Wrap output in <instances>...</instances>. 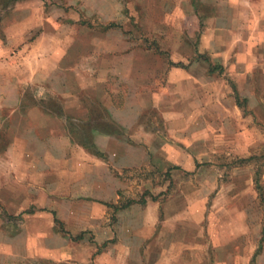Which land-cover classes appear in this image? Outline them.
Segmentation results:
<instances>
[{
  "label": "crops",
  "instance_id": "crops-1",
  "mask_svg": "<svg viewBox=\"0 0 264 264\" xmlns=\"http://www.w3.org/2000/svg\"><path fill=\"white\" fill-rule=\"evenodd\" d=\"M14 2L8 15L0 3V264H228L210 257L203 226L197 232L187 228L191 211L175 201L190 194L126 207L121 175L151 157L162 170L173 164L186 168L192 154L220 151L223 137L238 153L258 150L257 120L238 112L229 85L211 71L210 58L238 73L231 76L235 82L264 68V0H153L161 20L170 21L161 40L172 62L198 56L185 67L171 64L163 93L144 91L146 72L158 68L145 70L136 58L149 48L140 44L138 55L127 41L125 50L99 36L91 52L81 48V15L100 13L110 20L109 10L124 7V0ZM47 2L62 18L52 17ZM139 2L149 9V0ZM162 24L150 29L158 33ZM91 57L89 67L84 60ZM184 88L190 90L186 95ZM194 102L202 113L182 107ZM151 110L159 111L168 135L146 123ZM212 118L221 124L212 127ZM178 146L190 155L186 163L177 157ZM207 190L191 196L201 200ZM237 216V241L257 238L259 225L249 226L248 212Z\"/></svg>",
  "mask_w": 264,
  "mask_h": 264
},
{
  "label": "rangeland",
  "instance_id": "rangeland-1",
  "mask_svg": "<svg viewBox=\"0 0 264 264\" xmlns=\"http://www.w3.org/2000/svg\"><path fill=\"white\" fill-rule=\"evenodd\" d=\"M124 1V7L109 10L111 11L110 20L103 18L100 13L94 15L85 13V15H81L80 20L85 23L78 33L81 48L87 52H91L92 41L98 36L107 39L110 44H118L119 47H124L125 50L127 41L132 48L136 49L135 52L138 55L140 44L143 49L149 48L152 51L145 52L147 55L142 54L136 58L138 65L145 70L146 68L153 69L155 65L158 68L157 73H154V70L146 72L147 86L144 91L163 93L166 91V74L168 68L171 67L172 59L168 43H164V40H161V38H164L170 32V21L161 20L163 17L162 10L157 9L153 0H149L150 7L147 10L142 9V3L139 0ZM127 1L128 4L131 2L134 6L128 7ZM0 3L5 8L3 14L8 15L12 11V7H8L13 6L15 2L14 0H0ZM51 5L52 3H46L48 10L51 8ZM50 11H52L53 18H62L59 10L55 12L54 8H51ZM155 22L164 23L161 26L162 30L158 33H154L150 29L155 28ZM110 23H115L116 25L111 28V31H108ZM145 23L147 25L152 23L153 25L149 27ZM156 34L159 36L157 37ZM145 36L150 40L146 42ZM198 42L199 35H196L193 37L191 44L195 48ZM162 46L164 48L161 50L160 47ZM116 53L118 54L120 51L117 50ZM197 57V55L192 57V61ZM192 58H186L185 61L180 62L185 65ZM91 59L92 57L85 59L84 64H87L89 67L93 66L94 59L93 62ZM210 59L212 68L216 67L217 69L215 70L219 74L216 78L225 79L231 89L230 95L237 100V103L239 102L238 106L240 109L238 112L247 115L253 114L255 121L257 120L258 150L251 153H238L232 150L234 149V142H231L229 138H226L227 141H225L223 137L220 138L222 139L221 141L219 138L213 141L216 144L219 139L218 148H220V151L204 154L201 157L192 154L193 157L191 156L190 164L186 168L184 165L173 164L170 168L162 170L151 157L146 165L141 168H126L122 172L121 176L125 183L123 191L125 202L126 204H142L141 201L143 199H146L148 202L153 199L152 197L163 201L179 192L190 194L189 198L175 201L176 206L183 207L186 204V210L191 211L186 214L189 221L187 228L190 231L197 232V229L203 226V240L211 244L209 255L214 259L213 261L224 259L228 260V264H231L232 260L241 256L243 264L246 263V259L248 260L247 264H258V257L264 254V240L262 239L264 210L255 187L254 178L256 172H259L264 185V68L256 67L252 73L244 74L238 82H235L231 76H237L238 73L233 74L217 62L214 63L212 61L213 58ZM220 66L223 69L220 70ZM155 75H157L156 78L154 77ZM120 85L122 90L126 89V85H122V83ZM182 91H185L184 94L186 95L190 90L184 88ZM146 96L148 95L146 94ZM185 99L196 100L190 97ZM251 99L253 101L259 100V104L251 103ZM201 106L199 105L198 107L195 102L194 104L188 103V105H182L191 114L202 113ZM148 112L149 115L145 118L146 123L152 127L156 126L158 130L167 134L166 127L161 122L159 111L151 110ZM214 120L212 118V127L221 124L218 120L214 124ZM236 138L237 148L239 146L238 140L241 138L240 136H236ZM178 147L181 151L178 152L177 157L180 162L186 163V159L190 155L186 153L184 147ZM172 170L174 172L173 175L171 173ZM183 177H188L190 182H184L180 185L174 181L176 178L177 180H181ZM201 177L207 180L204 185L196 180V178L199 180ZM200 188L209 189L207 191L210 193H205V196L203 195L204 197L202 196L201 200H198L195 196H191V193L196 192ZM241 210L248 212L249 226L254 228L256 225H259L260 231L257 238H252V235H246V237L242 238V242L239 243L236 237H234L233 232L239 227L235 223L238 219L237 215ZM3 211L4 206L0 203V217H2ZM200 215H202L201 218H199ZM216 242L217 245H215Z\"/></svg>",
  "mask_w": 264,
  "mask_h": 264
},
{
  "label": "trees",
  "instance_id": "trees-1",
  "mask_svg": "<svg viewBox=\"0 0 264 264\" xmlns=\"http://www.w3.org/2000/svg\"><path fill=\"white\" fill-rule=\"evenodd\" d=\"M116 24L115 23H110L109 25H108V27H112V26H115ZM204 58L206 59V60H208V58H207V56H204ZM190 60H193V58L192 59H190ZM171 64L172 65H176V66H182V67H185L186 65H184L182 62H171ZM215 69H217L216 67L215 68H212V70L211 71H213V70H215ZM221 69H223L222 68V66H220V70ZM235 87V86H234ZM239 103V102H238ZM176 168H178V167H176ZM254 182H255V187H256V190H257V192H258V194H259V198H260V201H261V203H262V205H263V210H264V185H263V183H262V179H261V177H260V173L259 172H256V174H255V178H254ZM145 195V194H144ZM153 198V200H156V197H152ZM147 202V200L146 199H143L142 201H141V203L142 204H145ZM131 203H127L126 204V207H128L129 205H130ZM115 208H117V206H114ZM56 222L57 223H59V224H62V222L58 219V218H56ZM82 238V234L80 235V236H78L77 238H73V239H81ZM262 239L264 240V230H263V232H262Z\"/></svg>",
  "mask_w": 264,
  "mask_h": 264
}]
</instances>
